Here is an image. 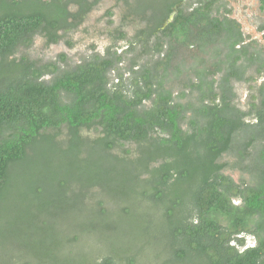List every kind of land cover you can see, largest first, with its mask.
Returning a JSON list of instances; mask_svg holds the SVG:
<instances>
[{"label":"trees","instance_id":"16d2710c","mask_svg":"<svg viewBox=\"0 0 264 264\" xmlns=\"http://www.w3.org/2000/svg\"><path fill=\"white\" fill-rule=\"evenodd\" d=\"M98 1L0 0V232L12 238L0 236V263L264 264V46L214 14L215 0L178 5L166 23L182 0H148L152 21L121 53L89 56L50 83L40 77L56 66L16 59L34 34L56 43ZM260 76L240 109L232 82L254 88ZM224 154L252 183L224 173ZM37 163L59 189L70 180L82 189L90 212H72L67 232L49 223L63 216L9 203L15 172L25 166L38 183Z\"/></svg>","mask_w":264,"mask_h":264},{"label":"rangeland","instance_id":"374dc122","mask_svg":"<svg viewBox=\"0 0 264 264\" xmlns=\"http://www.w3.org/2000/svg\"><path fill=\"white\" fill-rule=\"evenodd\" d=\"M87 1L91 3L93 0ZM67 7L71 13H76L80 9V6L76 4H69ZM213 11L216 15H226L238 21L247 39L255 40L259 46H264V11L259 9L258 0H215ZM69 21L73 22L71 18H69ZM140 26L141 23L138 18L129 17L125 14V7L121 2L116 0H99L81 16L78 24L66 32L60 31L59 33L62 36L56 43L46 45L44 36L34 34L29 45H21L17 48L15 57L18 60L22 58L21 55H26V60L33 62L35 68L43 64L56 66V70L45 73L40 77V80L50 83L57 76L74 68L89 56L96 54L105 57V55L111 54L115 48L121 53L127 47L126 38L133 36ZM119 32H124L125 37L117 39L116 36ZM130 56L129 54L125 55L123 60L118 63V71H125L128 67V58ZM118 71L115 68L109 71L110 80L117 77ZM260 80L261 76L257 83H254V88H250L249 83L246 82H232L235 93L234 102L240 109L247 110L249 108V96L256 92V85L261 82ZM180 86V83L175 86V96L178 95ZM182 101H185V99H182ZM81 134L85 137H93L95 135L93 131L85 129L81 131ZM35 159L37 157L34 154L31 155L29 163L26 165H31L30 161H34ZM220 161L227 162V166L223 169L224 173L229 175L235 182L241 183L244 181L252 183L251 180L253 178H251L248 172L239 166H234L233 162L235 163L236 161L234 156L224 154L220 158ZM36 167L38 183L27 179L28 176H25L27 172L25 166L15 172L10 189L7 192V197L11 198L9 203L13 204V206L15 205L17 211L26 210L32 205L31 211H35V209L41 206L46 213L50 212V217L63 216V226L58 225V222L53 218L49 220V223L52 229L60 231L64 229V232H67L70 229L65 226L71 222L73 223L72 218H74V215H72V212L77 210L79 206L81 207L82 201L79 192L82 189L77 182L71 180L63 188L59 189L58 185L49 181L51 175L49 169L39 163H37ZM39 183H41L40 185L43 188L39 193H36L34 185ZM139 205L138 207H140L139 210L141 212L149 210L145 204L139 203ZM86 211L87 207H81L80 213H85ZM74 213L76 214V212ZM23 216L24 219L21 225L28 226L33 222L30 221L32 218L31 213L30 216ZM5 231L6 228L0 232L2 242L5 243L8 239L12 241L11 237L5 238L3 234ZM254 242L255 240L252 236H247L245 246L252 245Z\"/></svg>","mask_w":264,"mask_h":264},{"label":"flooded vegetation","instance_id":"af4514ba","mask_svg":"<svg viewBox=\"0 0 264 264\" xmlns=\"http://www.w3.org/2000/svg\"><path fill=\"white\" fill-rule=\"evenodd\" d=\"M116 1L121 2V4L125 7V14L127 16L138 18L139 22L141 23V26L137 28V30L144 27L146 24H149L152 21L153 15L151 9L145 7L146 4L148 3V0H116ZM194 1L195 0H182L179 4L172 6V12L169 13L167 20H165V23L172 19L173 14L176 11L178 5L191 8L196 5ZM159 2L160 1H155V5L157 6Z\"/></svg>","mask_w":264,"mask_h":264}]
</instances>
